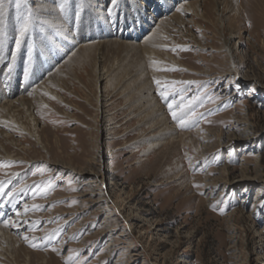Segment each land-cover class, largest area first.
Here are the masks:
<instances>
[{"label":"rangeland","instance_id":"obj_1","mask_svg":"<svg viewBox=\"0 0 264 264\" xmlns=\"http://www.w3.org/2000/svg\"><path fill=\"white\" fill-rule=\"evenodd\" d=\"M84 1L67 0L63 7L73 10L66 29L74 46L42 66V25L32 22L38 14L31 8L43 0H6L0 30L8 33L19 11L14 30L26 17L31 22L24 48L16 47L19 33L5 35L10 56L0 63L7 71L0 83L7 95H28L81 45L97 40L78 41ZM150 1L146 14L160 3ZM199 1L202 16L182 10L187 28L168 34L163 68L149 77L157 109L175 136L186 134L183 141L158 140L154 119L150 130L151 119L130 83L132 71L120 76L138 51L118 45L105 47L95 67H77L45 102L34 101L33 117L24 124L33 131L37 123L39 139L23 129L2 139L10 155L0 161V181L14 195L0 200V224L18 218L15 229L23 226V232L15 234V255L4 254L0 264H264V0H220L218 6ZM101 4L98 19L109 16L111 22L107 40H120L111 31L117 23L126 28L119 0ZM162 13L156 19L170 15ZM94 22L93 28L101 23ZM13 57L44 73L26 81L24 72L8 71ZM169 57L181 65L174 67ZM156 80L170 93L168 100L161 99ZM168 103L177 115L184 112L186 126L173 119Z\"/></svg>","mask_w":264,"mask_h":264},{"label":"bare ground","instance_id":"obj_2","mask_svg":"<svg viewBox=\"0 0 264 264\" xmlns=\"http://www.w3.org/2000/svg\"><path fill=\"white\" fill-rule=\"evenodd\" d=\"M61 1L62 0H43L44 3L42 5H37L36 7L31 8V9L34 8L33 10L38 14V15L31 16L32 22H34V24H36L39 27L40 25L38 23L42 25V27H40L41 28L40 29L41 39H39L37 42V46L39 47L40 52L45 58L42 61L44 62L42 66H45L46 64L50 65L52 61L56 62V59L63 55L64 51L66 50L65 47L71 48L75 44L73 42L76 41V38L75 36L72 35L71 30L66 29V27H68L69 24L72 23V17H73L72 7L70 6L68 7V9H66L67 7L63 8V12H59V10L57 9L59 8ZM214 1H215L214 3L217 5L219 4L220 0H214ZM84 2L81 3V6H83L84 19H81L82 23H81V29L79 31V33L81 32L82 36L81 37L79 36L80 38H78V41L79 39L81 40L80 44L85 42V39H88V38L90 40L97 39L96 41L93 40L91 43H86L85 45H81L75 52L70 54L68 58L57 67L55 71L53 70L54 71L53 74H51L50 76H48L50 73L47 74L46 77L47 76L48 77L42 82V84L34 88L28 95L26 94L23 96L22 94L23 97H16L12 94L7 95L8 92L6 93L5 89L3 88L1 84L2 82L0 83V149L3 152V155H0L1 162L6 161L5 159H3V157L10 155L8 148L5 147L6 145L5 143H3V140H2L3 138L5 139L6 135L9 132H18L19 130L23 129L29 135H32L36 139H39V135L36 132L37 123H34L31 125L33 126L32 127L33 131H30L31 127H27L28 124L27 125L24 124L27 119H29L28 121H31V117H33L32 112H33L34 101L36 102L38 101L39 103L42 104V102L46 101L45 98H49L53 96L54 94L53 89L56 86L59 87L62 84V82L65 80V78L73 74L72 72L77 67L88 65V64H93V66L95 67L98 64V59H100L101 56H104V48L110 45H115V46L118 45L126 49H135L138 51L139 57L138 58L136 57L137 59L131 60L127 66H124L121 69L120 76L121 78L122 77L124 78V76H127L126 74L129 75L130 72L132 71L131 76H133L134 79L130 83L134 84L135 86L133 91H135L136 93L137 92L139 93L140 106L147 112L148 117L151 119L150 121L151 125L149 127L150 130L153 129V119L155 120L154 124L155 126H158L159 128V130L156 131L159 137L158 140H161L162 142L163 140H166L167 138H169L171 140L183 141V138L186 137V134L175 136L174 130L171 128V126H169V122L165 114L161 112L160 109H157L158 106L154 102L153 89L151 85L152 82L149 77L153 75V72H155V70L158 71L163 68L161 63H159V60L161 58V52L163 48L167 47V44L165 43V39L166 37H168V34H170L172 31L179 30L180 28H182V31L184 30V28H187L185 27L186 20L184 18L190 13H192V15H195L196 17L202 16L201 1L197 0L194 2H188L180 6L181 4L179 5V3H181L182 0H160L159 1L160 3L156 7H154L153 13L146 14L144 9H146L148 2H151L150 0H144V1L119 0L120 11H121L120 21H121V24L126 26V28L125 27L120 28V23H117L116 24L117 29L115 28L111 31L114 32L112 36L113 35L119 36L120 40L118 39L107 40V37L111 36V34H109V32L106 29L108 26L111 25L109 16L107 18L108 20L104 17L101 20L98 19V15H100V12H101V7L104 6V4L102 5L101 3H103L104 0H88ZM175 4H178L179 6L177 5L175 6ZM21 5L27 6L26 4H24V2ZM110 9L114 14L117 12L116 7H113ZM182 10L185 15L184 17L181 15L183 13ZM160 11H161V14H160ZM19 12L18 13L16 12L15 15L11 16L12 20L7 26L8 33H6L4 30L3 31L0 30V63L4 61L5 59H7V56L10 54V53L9 54L7 53V46H5V42L8 40V36L6 37L5 35L7 34V35L14 36L16 32L19 33V30L18 31L14 30V27L17 25L15 24H14L15 26L13 25V22H15L16 19L19 22L22 18V16L20 15L22 12L20 13ZM162 12H169L170 15H168V17L165 18L164 20L162 19V21H161V18L160 19L157 18L158 19L157 20L156 19L157 14L163 15ZM95 19L101 23H98L93 28L92 26H93V23H95L94 22ZM151 23H153V25H151ZM23 24H24V20H22V26ZM70 28H73V26ZM31 29H33L32 25H31ZM27 36H28V33H26L25 36L22 37L20 41L23 42L24 39L27 38ZM97 36H100V37H97ZM70 37L73 39L72 44L67 43ZM138 41L140 42L138 43ZM68 45H70L71 47ZM22 48L24 47L22 46L20 49ZM164 55L169 56L166 53H164ZM14 59L15 57H13L11 60V63L7 65L8 71H11V72L14 71L15 74H17L18 72L19 73L24 72L22 75L26 76L25 77L26 81L36 76L41 77L42 71L45 70V69L36 68V67L34 69L32 68L33 70H29L28 67L22 66V63H20L19 61L16 60V62H14ZM171 59L173 61L174 67L175 65L176 66L181 65L179 62L176 61L175 58H171ZM14 64L17 65L15 69H13L12 67ZM5 69H6L5 67L1 68L0 66V78L1 77L6 78L7 71ZM111 80L112 81L110 82V85H115L113 84V82L116 81L117 79L115 78ZM127 80L129 81V79ZM26 83L28 84V85L26 84V87L27 89H29L31 84H29L28 82ZM12 91H14V89ZM20 94H17V95H20ZM8 99L10 101L2 103ZM183 113H184L183 111H180L178 113V116H180ZM9 141L11 144H13L14 142L10 139ZM151 143L153 142L150 141L149 144L151 145ZM13 156L15 157V155ZM11 201L12 203L16 202L14 201V199H11ZM11 215L12 214H10L9 217ZM17 220H20V219L13 218V220L9 219L4 224H0V257L4 256V254H6L7 256L15 255L16 249L19 244V241L16 238L15 234L19 233V231H22V227H23L21 225L22 227H18L17 229H15V227H17L15 225L16 223L15 221ZM136 232L137 231H135L136 236H139L137 234L138 232L137 233ZM3 249L5 253L2 252Z\"/></svg>","mask_w":264,"mask_h":264},{"label":"snow or ice","instance_id":"obj_3","mask_svg":"<svg viewBox=\"0 0 264 264\" xmlns=\"http://www.w3.org/2000/svg\"><path fill=\"white\" fill-rule=\"evenodd\" d=\"M9 2H11V0H9ZM66 3H67V0H64V3L61 4V8H63L64 4H66ZM5 4H6V0H0V16H2L3 13H4ZM17 7H19V4H17ZM29 26H30V21H29V18L26 17L23 26L19 30L20 37H24L25 36L26 32L29 29ZM20 44H21V41L18 39L16 41L17 49L20 48ZM155 82H156V84L158 86V91H159V95H160L161 99L162 100H168L170 93L165 91V90H160L161 82L159 80H156ZM173 83H176V82H173ZM184 83H190V82H184ZM167 106H168V109H169L173 119L177 120L181 127L186 126L187 122L182 118V116H178L177 112L174 110V104L173 103H168ZM176 107L180 108V107H182V105L177 104ZM193 115H195V114L193 113ZM10 182L11 181H9V183ZM4 187H5V182L4 181H0V200H2V198L5 195H7L8 197H13V195H14L13 191H9V192L5 193ZM25 190H26V188H20L17 191L23 192ZM8 202L11 203L12 201L9 200ZM2 207H4V204L2 202H0V208H2ZM25 207H27V206H25ZM33 207H37V206H33ZM262 207H264V205H262ZM4 215L5 214L3 212H0V217H3ZM17 215H19V212H17ZM25 239H28V237H25ZM33 246H35V245H33Z\"/></svg>","mask_w":264,"mask_h":264}]
</instances>
